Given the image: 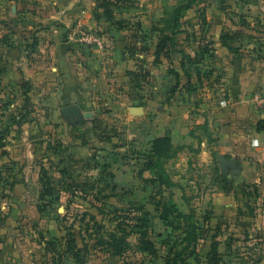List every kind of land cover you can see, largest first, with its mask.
I'll list each match as a JSON object with an SVG mask.
<instances>
[{
	"label": "rangeland",
	"instance_id": "1",
	"mask_svg": "<svg viewBox=\"0 0 264 264\" xmlns=\"http://www.w3.org/2000/svg\"><path fill=\"white\" fill-rule=\"evenodd\" d=\"M191 1L174 46L166 43L157 54L169 33L166 21L186 0H143V11L138 0H120L111 22L102 0H0V239L15 245L14 255L26 264H62L58 244L70 234L82 264H157L159 258L164 264L165 256L182 251L187 231L168 208L169 197L180 213L209 221L192 257L212 258L214 241H222L223 253L227 243L241 264L245 255L255 264L259 247L264 252L258 242L264 239V178L252 157H222L211 149L197 165L190 159L197 153L191 140L210 147L219 142L208 122H221L226 131L230 122L243 134L252 128L237 120L244 119L241 110L259 111L253 97L264 84L245 96L238 118L225 115L227 92L212 38L218 33L227 53L261 80L264 0ZM86 13L92 27L81 21ZM111 30L120 38L121 57H113ZM87 36L104 40L107 54L91 50ZM94 74H100L95 88ZM72 105L78 116L66 115ZM158 138L174 152L164 161L175 183L170 191L160 190L143 168ZM9 144L18 160L7 158ZM42 169L50 183L43 199ZM213 197H220L216 205ZM229 208L237 214L224 216ZM214 211L220 217H212ZM239 211L246 214L243 225ZM142 232L155 254L138 250Z\"/></svg>",
	"mask_w": 264,
	"mask_h": 264
},
{
	"label": "crops",
	"instance_id": "2",
	"mask_svg": "<svg viewBox=\"0 0 264 264\" xmlns=\"http://www.w3.org/2000/svg\"><path fill=\"white\" fill-rule=\"evenodd\" d=\"M138 3H140V11H143V0H138ZM208 16V15H207ZM146 18L147 16H140L137 17V19H139L140 21H143V18ZM82 18V22H86V24L90 27H92L93 25H95V22H93L92 20V14L90 13H86L85 15H83ZM84 18V19H83ZM160 17H153L152 15L149 16V19L152 20V22H156L159 21ZM209 19L211 20V17H209ZM190 21H194L193 19H191ZM216 22V21H215ZM214 22V23H215ZM211 23V21H210ZM112 33L109 36L110 38H112V40H109V46L111 48V50H113L114 54L113 57H118V55H120V57L122 56L121 52H120V38H118L117 36V32L111 30ZM145 31V29H144ZM114 33V34H113ZM213 34V33H212ZM211 35V33H210ZM55 36V35H54ZM213 38L212 40L214 41V48L216 50V54H217V63L216 66L218 68V70H222L223 73L221 74V85L223 86V88L226 90L227 92V97H226V102L225 105L227 106V111H225V115L230 116L229 118H231L232 116V121L236 118H238V116L240 115V109L242 108V106L238 107L239 105H244V100H245V96L248 95V93L252 90H254L255 86H257L258 84L262 85L264 84V77H262V79L260 80L259 76L255 73L257 72H253V71H249V68L247 66H244V60L239 58V59H234V57L230 54L227 53L226 49L223 48L221 46V44L219 43V34H213ZM93 37V36H92ZM211 40V39H210ZM92 47L93 49L91 50H95L98 54V52H100L102 55H105V53L107 52L106 50V45L104 46V40H100L99 38H95V40L92 41ZM108 46V45H107ZM107 54V53H106ZM190 54L192 55V50L190 49ZM111 55V54H110ZM119 61V60H118ZM117 61V62H118ZM246 70L248 72H246ZM246 73H249V75H247ZM93 78L94 83H93V87L95 88V82L98 81L100 79V74H94V76H91V79ZM244 99V100H243ZM240 103V104H238ZM231 110V111H230ZM129 112H131V109H128ZM242 114V118H244L242 121L239 120L241 119L239 117V119L237 120L238 123L240 124H246V126H251L252 125V130L250 129V131L248 133L244 134L242 132H240L239 129L236 130V127L233 126L232 123H228L229 126L231 127L230 131H226L227 129L223 128V124L220 122L218 123V121L212 120V122H208L209 123V127H210V132H213V134L211 135L212 137L216 138L219 140L218 144H215L212 147H210L207 142L205 140H202V143H198L195 142L193 140L190 141V146L196 150L197 153H195V156L190 157V159L192 160L194 165H197L199 163V159L201 158L202 160H204L205 158H207V153L210 152L211 149L216 150L217 151V155L220 154V156H225V154L229 153L232 156H238L239 154L243 153L244 155L247 156H251V160L253 161L252 163H255L258 167L257 170L261 171L262 173L260 176H263L264 178V130L262 131H257V124L258 122H263L264 121V112L263 111H253L252 109H245V113L244 110H241ZM142 110L138 109V114H141ZM263 114V117L262 115ZM256 125V126H255ZM229 127V128H230ZM247 128V127H246ZM233 130V131H231ZM256 142L255 144L253 142ZM10 146L7 149V158L10 160H18L17 157V152L16 149L12 147V144H9ZM243 148V150L241 149ZM198 150V151H197ZM262 178V179H263ZM220 197H213V205H216L218 200ZM225 199V197H223ZM3 210V207H0V211ZM215 213V214H214ZM213 216L212 217H220V215L217 213V211H214ZM237 212L235 211V209H230L228 211H224L223 215L224 216H228V215H236ZM239 218H238V223L240 224H244L246 222V214L244 211H239L238 214ZM236 223L237 225H234V227L237 228H241L242 229V225L239 226L240 224ZM207 224H209V221L207 222H203L201 221V223H199L200 226H205L208 227ZM213 223L210 224V226ZM216 226H218V229L221 227L223 228L221 225H223L222 223H219L218 221L216 223ZM225 226V225H224ZM234 228V230H235ZM4 229V227L0 224V236L2 233V230ZM229 231V230H228ZM231 231V230H230ZM234 232V231H233ZM232 233L229 232L227 234V236L230 237H234L233 235H231ZM260 238V237H259ZM258 238V242H261L263 245L264 239H259ZM220 240V239H219ZM248 239H246L247 241ZM221 242V243H220ZM219 244V258H220V262L219 264H241V262L239 263V259H232L231 255V247L227 246L228 244H224L227 248V250L225 251V253H223L224 251L222 250L223 248V243L222 241H220ZM248 242H245L244 245H251ZM253 245V244H252ZM261 244H259L260 246ZM256 246H258V244H256ZM258 246V247H259ZM13 247L17 248L15 245H12L11 243H8L5 240H1L0 239V264H26V262H29L28 260L25 259H20L18 258L16 255H14L16 250H13ZM62 250V252H61ZM64 250V242H60V244H58V253H61V262L62 264H78L76 263V261L71 258L69 255L63 253ZM221 250V251H220ZM258 252L259 254L257 255L256 261L258 264H264V252L263 250L261 251V247L258 248ZM227 255V256H226ZM247 256V255H245ZM242 259V261L244 262V264H246V262H248L249 258L245 257ZM158 261H162V259H158ZM157 264H161L158 263ZM237 261V262H236ZM250 262V260H249ZM248 262V264H250ZM190 264H211L210 260L208 259V256H203V257H193L190 260Z\"/></svg>",
	"mask_w": 264,
	"mask_h": 264
},
{
	"label": "trees",
	"instance_id": "3",
	"mask_svg": "<svg viewBox=\"0 0 264 264\" xmlns=\"http://www.w3.org/2000/svg\"><path fill=\"white\" fill-rule=\"evenodd\" d=\"M120 0H102V8L104 9V18L106 21L111 22L113 20V11L114 9H120L119 2ZM191 0H186V2L183 5H179L176 8H174V12L172 16L166 21V27L165 31L169 32L168 35H164L162 39L159 41L157 45L156 53L160 54L164 48L166 43H169L170 46H174V38L177 34L180 33V20L183 16V14L188 11L192 6ZM165 21V20H164ZM123 21H117L115 24L117 25V29L122 28ZM163 33V32H162ZM162 33H160L162 35ZM183 67V64H182ZM264 130V121L260 122L257 126V131ZM171 145L169 144V141L167 139L158 138L153 142L152 146V153L149 154L146 157V161L144 163V170L150 173L151 176V182L157 184V186L160 188V190H168L170 191L172 188L175 187V183L171 180L169 177L167 171L164 168V161L171 158L173 156L174 152H171ZM41 186H42V193L41 198H45V196L49 193L50 183L47 179L45 171L42 169V176L39 180ZM15 183H9L8 187L9 189H12L14 187ZM73 196V193H72ZM168 208L175 212L178 215V218L182 220L184 227L186 228V233L183 238V242H185V245L182 249V251L178 253H174L171 255H167L164 258V264H185L186 258H191L194 254L192 245L196 244L198 233L203 229L202 226L199 225L197 221H195L194 217L190 215H186L183 213H180V211L176 208V205L171 197L168 199ZM167 212H165L163 218L166 219ZM206 221V220H204ZM98 228H101L98 224ZM68 239L65 240L64 243V250L63 253L69 255L71 258H73L76 263L82 264V261L80 259V249L77 246V243L75 241V236L70 234L68 235ZM138 243V250L142 253H148V254H155L156 250L154 248V244L149 241V239L146 238L145 233H141L140 239ZM63 241V240H62ZM64 242V241H63ZM218 246L219 244L217 242H213L211 245V256L210 263L211 264H219L220 258L218 254ZM119 245H114V250L119 252ZM189 249L190 252L187 254V256H183L185 252H187ZM57 257L59 258V262L61 261V253H57ZM196 257V256H194ZM193 258V257H192ZM255 264H257V261H255Z\"/></svg>",
	"mask_w": 264,
	"mask_h": 264
},
{
	"label": "built area",
	"instance_id": "4",
	"mask_svg": "<svg viewBox=\"0 0 264 264\" xmlns=\"http://www.w3.org/2000/svg\"><path fill=\"white\" fill-rule=\"evenodd\" d=\"M85 39L90 43L93 41L92 37L90 36H87ZM253 102L258 110L264 112V91L256 93L253 97ZM253 143L255 144L256 142L254 141Z\"/></svg>",
	"mask_w": 264,
	"mask_h": 264
},
{
	"label": "water",
	"instance_id": "5",
	"mask_svg": "<svg viewBox=\"0 0 264 264\" xmlns=\"http://www.w3.org/2000/svg\"><path fill=\"white\" fill-rule=\"evenodd\" d=\"M78 112H79V108L76 105H72V106L65 108V113L69 117L78 116ZM218 159H221V158L218 157ZM222 167L225 168L226 165L224 164V165H222Z\"/></svg>",
	"mask_w": 264,
	"mask_h": 264
}]
</instances>
